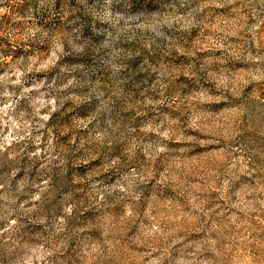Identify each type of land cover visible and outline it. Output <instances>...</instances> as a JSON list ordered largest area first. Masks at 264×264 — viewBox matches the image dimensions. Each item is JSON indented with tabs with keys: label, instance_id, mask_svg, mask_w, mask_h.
<instances>
[{
	"label": "rangeland",
	"instance_id": "374dc122",
	"mask_svg": "<svg viewBox=\"0 0 264 264\" xmlns=\"http://www.w3.org/2000/svg\"><path fill=\"white\" fill-rule=\"evenodd\" d=\"M0 264H264V0H0Z\"/></svg>",
	"mask_w": 264,
	"mask_h": 264
}]
</instances>
